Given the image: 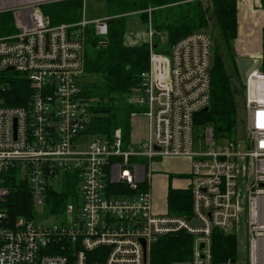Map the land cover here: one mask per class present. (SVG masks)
<instances>
[{
  "label": "built area",
  "instance_id": "2783aa9c",
  "mask_svg": "<svg viewBox=\"0 0 264 264\" xmlns=\"http://www.w3.org/2000/svg\"><path fill=\"white\" fill-rule=\"evenodd\" d=\"M67 1L0 0V15L12 18L0 34V264H150L153 244L179 232L194 237L190 264H215L213 232L236 235L242 228L248 264H264L260 64L244 84V140H218L213 126L197 124L196 116L210 108L214 58L210 34L202 30L168 54L150 43L149 68L130 100L141 109L132 118L144 119V140L126 144L120 129L112 139L90 136V102L83 96L86 31L92 27L106 40L112 18L52 25L43 8ZM17 78L29 85L27 103L6 105ZM165 158L192 161L191 218L153 213L151 168ZM11 171L26 182L35 210H50L49 196L75 174L78 197L68 202L66 221L11 222L4 211Z\"/></svg>",
  "mask_w": 264,
  "mask_h": 264
},
{
  "label": "trees",
  "instance_id": "16d2710c",
  "mask_svg": "<svg viewBox=\"0 0 264 264\" xmlns=\"http://www.w3.org/2000/svg\"><path fill=\"white\" fill-rule=\"evenodd\" d=\"M214 11L217 25L223 39L230 43L238 37V0H209ZM185 6L172 8L175 4ZM264 8V0H261ZM110 15L109 35L106 40L97 37L92 27L88 28L85 37L83 96L90 102L91 121L87 134L112 139L120 129L125 143L130 142L131 115L141 109L130 103L141 86V74L148 70L150 44L138 46L125 44L127 20L125 14L146 11L149 8L170 6L161 24L156 30L167 33L168 50L173 44L186 36L209 28V18L204 0H108ZM82 0H71L43 8L51 24H73L82 19ZM148 22V13L141 16ZM163 18V13L155 17V23ZM9 14L0 15V34L11 24ZM6 27V28H5ZM262 39L264 70V29ZM156 46L157 44H153ZM89 77V79H87ZM211 103L207 113L196 116L198 125H211L216 138L234 139L239 133V117L236 97L226 64L219 51H214L211 70ZM243 86V85H242ZM29 85L23 78H17L7 95L6 105L24 106L29 96ZM17 171L9 172L7 187L10 192L6 198L4 210L11 222L24 217L32 220L36 216L33 200L27 184L19 180ZM78 178L75 174L66 175L65 187L60 192H53L49 198V213H65L71 199H77ZM123 187H120V189ZM145 187H143L144 189ZM192 193L189 188H169L167 206L168 215L178 218H191ZM213 262L220 264L235 260L237 256V236L224 234L215 230L212 234ZM194 255V237L186 232L163 236L155 242L150 251V264H183L190 263Z\"/></svg>",
  "mask_w": 264,
  "mask_h": 264
},
{
  "label": "rangeland",
  "instance_id": "374dc122",
  "mask_svg": "<svg viewBox=\"0 0 264 264\" xmlns=\"http://www.w3.org/2000/svg\"><path fill=\"white\" fill-rule=\"evenodd\" d=\"M239 2V0H238ZM185 3L175 4L172 6V8L177 9L178 7L185 6ZM204 6L207 9L208 18H209V34L212 39L213 43V52L216 50L219 51L222 58L225 61L227 72L231 78V84L232 88L236 97L237 106H238V117L240 121L239 125V133L234 139H241L244 140L245 138V132L243 128V120L245 118V109L243 107V98L245 94V87L244 83L240 74V70L237 64V56H238V50L237 48L240 47L242 44L237 41L233 40L230 43H227L221 34L220 28L217 25L216 18L214 16V11L211 6V2L209 0H204ZM170 6H164L159 8H149L146 11H139V12H133L128 13L123 16H125L127 20V34L128 36H138L137 43L138 44H144V43H153L157 44L158 49L160 51H164L167 48V33L166 31L162 30H156L155 26L157 24H161V22L164 20L165 15L167 14V11L169 10ZM264 9V8H263ZM254 11L252 12L253 18L251 17V20L249 22V31L250 35L247 40L243 42L244 47H249L251 49L260 50L262 47V39H263V31L264 29V11L260 7H254ZM83 14L82 17H85V20L88 22H93L100 19H105L109 17L110 10L108 5V0H86L83 4L82 8ZM148 13V22L144 23L141 16L143 13ZM163 13V18L160 19L157 23H155V17ZM257 15V16H256ZM153 30V37H150L149 32L150 30ZM126 34V35H127ZM144 41V42H143ZM138 46V45H137ZM260 71L264 72L262 68L263 63V54L262 58L260 59ZM89 79V77H87ZM243 85V86H242ZM138 92L135 94V96H138ZM131 100V98H130ZM132 118V115H131ZM146 120V119H145ZM131 136L130 139H136V137H141L140 140H144L147 137V130L143 129V123L144 119L141 117L132 118L131 122ZM139 127V131L134 128ZM142 130L144 132H142ZM199 133L202 131L200 129L197 130ZM137 140V139H136ZM84 141L89 142L90 138L85 139ZM138 141V140H137ZM249 147V146H248ZM176 159L180 158H165L163 160H155L153 162L152 171L154 170L153 177L156 175H160V172H166L169 174L177 173V172H183L186 171L189 167V163L186 161H179ZM191 174V173H190ZM175 180H181L178 176L174 175ZM156 180V179H155ZM182 183L185 187L190 188L191 187V177H185L182 179ZM59 187L62 189V187L59 185ZM155 190H156V184L153 178L152 181V187H151V193L152 197H155ZM166 200L161 205V210H166L165 206ZM47 208L43 207H37L35 210L36 216H35V223L39 225L44 226H50V225H58L61 223H64L66 221L65 213H49L47 211ZM237 236V242H238V251L236 256V263L235 264H248V261L245 259L244 254L242 253L245 249L246 245V237H245V231L244 228H242L239 232L236 233ZM241 248V249H240ZM240 251V254H239ZM183 264H190V263H183Z\"/></svg>",
  "mask_w": 264,
  "mask_h": 264
},
{
  "label": "crops",
  "instance_id": "0c3cea01",
  "mask_svg": "<svg viewBox=\"0 0 264 264\" xmlns=\"http://www.w3.org/2000/svg\"><path fill=\"white\" fill-rule=\"evenodd\" d=\"M254 7H260L263 11L261 0H239L238 2V37L237 41H239L242 45L237 48L238 50V56L237 61L242 59H248V60H260L262 58L263 49L262 47L260 50L251 49L249 47H244L243 42L249 38V22L251 20V17L253 18L252 12L254 11ZM257 16V15H256ZM263 30V29H262ZM138 36H128V34L125 37V44L128 46H137L140 45L137 43ZM144 42V41H143ZM165 51V50H164ZM137 128H134L139 131ZM142 132H144L142 130ZM141 137H136V139L139 141ZM135 139V140H136ZM179 161H187L189 163V167L186 171L183 172H177V173H166V172H160L161 174L158 176L156 175L153 177L152 174V181L154 178L155 184H156V190H155V197L153 198V213L155 215H167L168 214V206H167V198H168V191L170 187L176 188V189H186L182 183V179L185 177H190L191 173V164L192 161L190 159L180 158L176 159ZM160 160H158L159 162ZM153 167V164H152ZM152 169V168H151ZM154 173V170L152 171ZM174 175L181 178V180H175ZM156 179V180H155ZM151 181V182H152ZM166 200L165 206L166 210H161V205Z\"/></svg>",
  "mask_w": 264,
  "mask_h": 264
},
{
  "label": "water",
  "instance_id": "95a60500",
  "mask_svg": "<svg viewBox=\"0 0 264 264\" xmlns=\"http://www.w3.org/2000/svg\"><path fill=\"white\" fill-rule=\"evenodd\" d=\"M204 33L209 34V30L208 29H204L202 30ZM164 53L168 54V50H165ZM239 70H240V74L243 80V83L245 84L247 81V77L249 76V74L254 71L260 64L259 60H248V59H242V60H238L237 62ZM209 111V108H206L203 113H207ZM194 225H199L198 221H193ZM202 247H204L202 245ZM232 263H235V260H232Z\"/></svg>",
  "mask_w": 264,
  "mask_h": 264
}]
</instances>
